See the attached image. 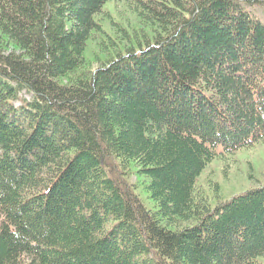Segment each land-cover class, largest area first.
I'll use <instances>...</instances> for the list:
<instances>
[{
    "label": "trees",
    "instance_id": "1",
    "mask_svg": "<svg viewBox=\"0 0 264 264\" xmlns=\"http://www.w3.org/2000/svg\"><path fill=\"white\" fill-rule=\"evenodd\" d=\"M109 1L0 0V264H260L264 185H196L264 140V0H127L151 31L90 70Z\"/></svg>",
    "mask_w": 264,
    "mask_h": 264
},
{
    "label": "rangeland",
    "instance_id": "2",
    "mask_svg": "<svg viewBox=\"0 0 264 264\" xmlns=\"http://www.w3.org/2000/svg\"><path fill=\"white\" fill-rule=\"evenodd\" d=\"M244 9L264 23V6L245 5ZM100 22L103 32L94 34L85 51L87 69L90 70L96 69L107 58L115 57L117 52L124 53L126 47L136 42L134 33L140 31L142 26L151 31L150 27L141 24L127 0L109 1ZM145 35L149 36L148 31ZM23 98H31V95L24 92ZM112 166L118 173L117 163L112 162ZM128 167L129 183L137 186L136 193L141 194L149 208L158 210L145 190L146 178L141 174L139 165L132 162ZM260 185H264V140L235 153L221 155L210 162L198 178L196 195L200 200H207L214 206L222 200ZM258 261L264 264V254L258 257Z\"/></svg>",
    "mask_w": 264,
    "mask_h": 264
}]
</instances>
